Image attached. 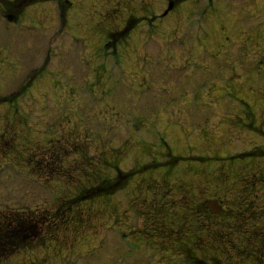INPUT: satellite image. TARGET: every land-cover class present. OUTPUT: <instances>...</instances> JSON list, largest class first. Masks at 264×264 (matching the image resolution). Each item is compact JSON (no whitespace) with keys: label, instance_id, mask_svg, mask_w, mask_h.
<instances>
[{"label":"rangeland","instance_id":"rangeland-1","mask_svg":"<svg viewBox=\"0 0 264 264\" xmlns=\"http://www.w3.org/2000/svg\"><path fill=\"white\" fill-rule=\"evenodd\" d=\"M6 3L0 221L38 233L0 264H264V0ZM149 162L173 164L79 198Z\"/></svg>","mask_w":264,"mask_h":264},{"label":"flooded vegetation","instance_id":"flooded-vegetation-1","mask_svg":"<svg viewBox=\"0 0 264 264\" xmlns=\"http://www.w3.org/2000/svg\"><path fill=\"white\" fill-rule=\"evenodd\" d=\"M60 2L61 1H57V4L60 7L59 8V10H60V14H59V20H60L59 29L61 30L62 29V25H63L64 22L62 20L63 19V8L60 5ZM128 28L129 27L125 28L124 30H127ZM111 35L113 36L114 34H111ZM171 156H172V158L175 157L174 155H171ZM165 163H167V165ZM165 163H156V162H152L151 163V162H149L148 164L144 165L143 167H141V166L138 165V168L137 169L134 170L135 167H133V168L128 169L127 171H120L119 169H117L116 166H114V168H115L116 171L114 172V175L109 178L110 191H111L109 193V195L113 196V195L116 194L117 191H121L122 189H125L127 183L129 182V180L135 174H138V175L139 174H142L144 170H146V171L147 170H157L156 168H158L159 165H163V166H167L168 167L169 165L173 164V162H165ZM142 183H144L143 190H142V186H141ZM158 184H159V181L158 180L152 179L150 181H144V182L138 183V185L136 186V189H134V190H137V191H154V195L155 196H154V199H152V202L154 203V205H152L151 203H149V206H147V208L149 207L148 209H150L151 206L152 207L153 206L154 207L155 206H160V204H159V197L160 196H163L164 193L163 192L162 193H159V191H164V190H163V188L160 189L159 186H158ZM166 191H170V188H169V190H166ZM143 201H145V200L144 199H141V198L136 199V203L134 202V205L136 207L142 208ZM201 206H203V207H200V208L203 210V212L206 213V214L203 213V215H206L209 218L213 217V215L214 216L217 215V214H212L211 211L209 210V208L206 206L205 203H204V205H201ZM155 208H156V212L154 214L151 213L149 216L146 217L153 224H157V223H159L161 221L160 220V215L163 213V212H158L160 210V209H158L159 207H155ZM222 210H220V212L218 214H220L222 217H224L225 216V211L223 212ZM207 221L210 222L211 220L208 219Z\"/></svg>","mask_w":264,"mask_h":264},{"label":"trees","instance_id":"trees-1","mask_svg":"<svg viewBox=\"0 0 264 264\" xmlns=\"http://www.w3.org/2000/svg\"><path fill=\"white\" fill-rule=\"evenodd\" d=\"M20 2L21 0L12 1V3L15 5H17V3L19 4ZM110 192L109 179H103L98 181V183L92 186L90 189H87L84 193L79 194V198L84 197V199H86L89 198L88 196L95 197L102 194L109 195ZM234 217L236 216L234 215L231 218ZM17 220L18 219H15L11 223L6 222L5 220L0 221V258L7 255L20 244L24 245L37 236V226L34 221L32 223V219H29V217L28 219H23L20 217L19 221Z\"/></svg>","mask_w":264,"mask_h":264},{"label":"water","instance_id":"water-1","mask_svg":"<svg viewBox=\"0 0 264 264\" xmlns=\"http://www.w3.org/2000/svg\"><path fill=\"white\" fill-rule=\"evenodd\" d=\"M171 4H169V8H170ZM210 209L213 211V212H217L219 210V206L217 205V202L215 200H212L208 203Z\"/></svg>","mask_w":264,"mask_h":264}]
</instances>
